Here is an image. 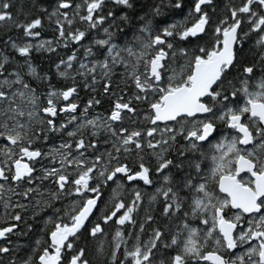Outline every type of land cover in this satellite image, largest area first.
Segmentation results:
<instances>
[{
  "label": "snow or ice",
  "instance_id": "obj_1",
  "mask_svg": "<svg viewBox=\"0 0 264 264\" xmlns=\"http://www.w3.org/2000/svg\"><path fill=\"white\" fill-rule=\"evenodd\" d=\"M12 7L0 264H264V0Z\"/></svg>",
  "mask_w": 264,
  "mask_h": 264
},
{
  "label": "trees",
  "instance_id": "obj_2",
  "mask_svg": "<svg viewBox=\"0 0 264 264\" xmlns=\"http://www.w3.org/2000/svg\"><path fill=\"white\" fill-rule=\"evenodd\" d=\"M34 0H11V3L13 5L11 11L14 14L20 15L21 19H23L25 14L31 13L35 14V9L32 7ZM43 2V0H41ZM153 2L159 3V0H137L138 10L143 8L144 10H148V6H150ZM165 3H167V0H164ZM186 4H191L192 0H185ZM228 0H217L218 5L223 8V5L226 4ZM189 8L186 6L183 13H180V10H174V9H167L166 16L170 22H176V21H183L184 18L187 16V11ZM107 11V9H106ZM56 26V22H50L47 17L44 19V29L42 31V38L49 39L50 35H53V29ZM15 35V33H12ZM7 38V35L2 30L0 35V40ZM0 47H2V44H0ZM48 53H33L34 57V65L37 67L38 72H45L49 69V67H52V62L47 58ZM52 61H54V56H52Z\"/></svg>",
  "mask_w": 264,
  "mask_h": 264
},
{
  "label": "flooded vegetation",
  "instance_id": "obj_3",
  "mask_svg": "<svg viewBox=\"0 0 264 264\" xmlns=\"http://www.w3.org/2000/svg\"><path fill=\"white\" fill-rule=\"evenodd\" d=\"M54 56V55H53ZM54 61L58 62V58L54 56ZM53 72L55 71L54 65H53ZM105 106H107V102L105 104ZM13 241H19L21 244H24L26 241L29 240V236H13L12 237Z\"/></svg>",
  "mask_w": 264,
  "mask_h": 264
},
{
  "label": "bare ground",
  "instance_id": "obj_4",
  "mask_svg": "<svg viewBox=\"0 0 264 264\" xmlns=\"http://www.w3.org/2000/svg\"><path fill=\"white\" fill-rule=\"evenodd\" d=\"M168 1V0H167ZM144 10V9H143ZM144 11H147V10H144ZM189 11V10H188ZM188 11H187V13H188ZM51 22H55V19H53ZM1 32H2V30H0V35H1ZM55 35V33L53 34V35H50V38L49 39H51V38H53V36ZM6 39V38H5ZM43 39H46V38H43ZM60 51V53L63 55L64 54V52H65V50L64 49H60L59 50ZM55 56V55H54ZM56 57V56H55Z\"/></svg>",
  "mask_w": 264,
  "mask_h": 264
},
{
  "label": "rangeland",
  "instance_id": "obj_5",
  "mask_svg": "<svg viewBox=\"0 0 264 264\" xmlns=\"http://www.w3.org/2000/svg\"><path fill=\"white\" fill-rule=\"evenodd\" d=\"M101 35H102V33H101Z\"/></svg>",
  "mask_w": 264,
  "mask_h": 264
}]
</instances>
